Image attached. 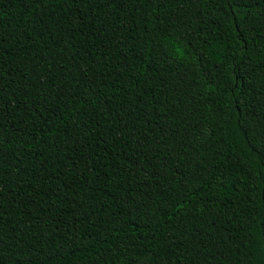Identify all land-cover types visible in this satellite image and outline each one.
<instances>
[{
	"label": "trees",
	"instance_id": "16d2710c",
	"mask_svg": "<svg viewBox=\"0 0 264 264\" xmlns=\"http://www.w3.org/2000/svg\"><path fill=\"white\" fill-rule=\"evenodd\" d=\"M0 264H264V0H0Z\"/></svg>",
	"mask_w": 264,
	"mask_h": 264
}]
</instances>
